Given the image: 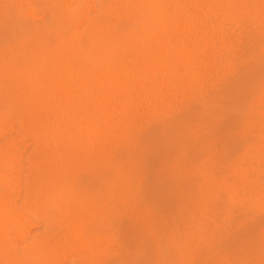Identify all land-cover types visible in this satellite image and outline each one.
<instances>
[{"label": "rangeland", "instance_id": "1", "mask_svg": "<svg viewBox=\"0 0 264 264\" xmlns=\"http://www.w3.org/2000/svg\"><path fill=\"white\" fill-rule=\"evenodd\" d=\"M127 2L0 0V60L7 56L24 63L45 45L55 52L68 35L77 42L73 34L78 23ZM119 17L125 32L142 22L129 12ZM241 18L230 22L229 40L195 34L182 35L184 43L175 35L168 38L171 43H162L165 48L156 47L149 58L171 71L163 90L169 102L141 117L126 130V138L115 140L113 161L94 151H78L74 134L64 132V179L55 180L60 186L51 181L48 192L34 194H42L41 199L28 196L33 171L29 155L36 144L24 135L30 108L7 87L13 75L0 71V128L9 132L2 146L16 142L8 157L13 164L6 168L8 188L2 191L16 219L11 218L13 227L8 229L12 239L0 242V264H264V15L255 10ZM172 45L177 52H170ZM102 51V46L93 45L82 57L107 58Z\"/></svg>", "mask_w": 264, "mask_h": 264}, {"label": "bare ground", "instance_id": "2", "mask_svg": "<svg viewBox=\"0 0 264 264\" xmlns=\"http://www.w3.org/2000/svg\"><path fill=\"white\" fill-rule=\"evenodd\" d=\"M127 1L129 2V0ZM133 1H135L136 5L131 2L130 3L127 2L128 5L123 4L122 6L110 5L108 6L109 9L108 11L105 10L104 12L100 13V15H97L86 22L78 23L74 28L75 30L73 34L74 35L73 39H77V42L72 41V39H69L68 37L69 35H68L65 41L63 42V44H58L60 46L59 48L56 49L57 51L55 52L52 51L53 48L51 50L52 52L47 47L45 48L46 46L45 45L43 48H40L37 51L35 58H30L29 56V59L24 63H21L7 56L5 60H0V71H6L10 76L13 75V80L11 81V83L8 84L7 87L10 89V91L12 90L13 94L17 95L16 98L20 102H22L23 104L24 103L27 104L26 108H30V115H27V120L29 121L28 122L29 127L25 126L27 127V129L25 132L26 134L24 133V135L25 136L28 135V137L32 136L34 141H36L35 142L36 144L34 143L35 146L32 148L33 149L32 154L30 153L29 155V163H31L33 166V171L29 176L30 180H28V182L32 183V185L30 186V192H28L29 197H33L34 199L38 198L39 195L35 197L34 194L37 195L45 191L46 186L48 187L51 181L53 182V184L54 183L57 184V182L55 181L57 178L61 177L64 179V177H62L63 173L60 174L61 169L64 168L67 162V160H65V154H64V151H66L65 145L63 143L64 132L68 131L69 133L74 134L75 144H76L75 147L78 151H83V150L86 152L90 151L92 154L94 151L98 153V157H100L101 159L105 157L108 158L112 157L111 161H113L115 155L113 156L111 155V153L114 150H118V149L113 150V147L116 145L115 140L118 141L119 137L121 135H124L127 132L126 131L127 129L131 128L133 125L138 123L141 117L143 119L144 116L152 113L154 109L160 106V103L163 102L165 100L164 98L166 97L164 95L165 93L163 92V90H165L164 88L167 87L165 81L167 79V76L165 75L168 74L170 70L168 71L167 68H163V66L162 67L157 66L158 61L156 62V60L158 59L153 60L152 58H149L150 56L149 54H152L153 51L156 50L155 49L156 47L161 46L162 43L165 44L166 42H169L167 41L168 38L174 37L175 35H181V37L182 35L184 36L186 35V37L192 35L195 36V34H197L198 36L205 35L208 37L211 35L212 36L219 35L218 37H223L226 40L227 39L229 40V37L231 36L230 26H229L231 21H233L236 18H241L242 15L246 13H253L255 10L258 12V16L264 15V0H179V1L178 0L177 1L133 0ZM101 4L103 5V3ZM80 8H82V6H80ZM125 12H129L131 17L139 18L142 21L139 22V24L136 25L132 30H128V32H125L123 19L119 17V15L121 16V14ZM56 23L58 24V21ZM69 23L65 24V26H67V28L65 29L66 32L69 30L68 28ZM71 23L73 24L75 22H71ZM54 28H56V26H54ZM70 36L72 37V35ZM184 38H183V42H184ZM174 40L175 39H173L172 42H175ZM185 40L187 41V39ZM169 43H171V41ZM232 43H234V41H232ZM182 44L181 47L184 48L185 45L182 46ZM93 45L102 46L103 47L102 54L107 55L106 56L107 58H103V57L98 58L93 56L94 58L90 59L91 61H88L87 57L85 58L82 57L84 56V53H90L89 51L93 49ZM125 45H127V47ZM173 46L174 45L170 47V50L171 49L173 50V48H175ZM187 46L188 45H186V47ZM162 47L165 48V46H161V48ZM172 50L170 51L171 53ZM176 50L177 48L173 51L177 52L178 50L177 51ZM203 50H201V54H203L202 53ZM109 52L117 53L118 54L117 56H120L119 54L123 53L124 56L112 57L110 56ZM181 52H182V48H181ZM186 52L185 54L187 55L189 52L188 53ZM72 53L73 54L75 53L76 56L74 57L71 56ZM183 53L181 55H183ZM205 53L207 55L209 54L207 53V51ZM176 54L177 53H175V55ZM201 54L199 57L202 56ZM172 55H171L172 56L171 61H173L174 58V54ZM223 55L225 56V54ZM184 57L182 58L183 64L185 60ZM199 57H197L198 59L195 60V66L196 64L197 65L199 64L197 63ZM206 59H208L207 56ZM206 59L205 61L209 62V60ZM217 60L219 62L218 58ZM180 61L181 60H179L178 62ZM176 63L175 65L177 66ZM190 63H192V61H190ZM176 66H173L174 70ZM182 67H183L182 64L179 65V68ZM192 69H195V67ZM192 69L191 71H193ZM174 70H172L173 73L175 72ZM182 70L180 69L181 73ZM198 73L200 72L198 71ZM192 78H195L196 80V77L193 76ZM171 82L172 84L175 83L172 80ZM192 83H190V85ZM168 88H170V86ZM175 89H172V91ZM200 89L202 90V88ZM181 91L183 92V90ZM203 91L205 90L203 89ZM171 93L172 92L170 91V94L167 95H172ZM12 100H14V98ZM183 100L185 101L184 98ZM66 106H69V108H66ZM15 107L17 108V106ZM18 111L20 112V110ZM159 111L162 110L159 109ZM12 112H14V110ZM17 127L19 129V126ZM137 127L136 129H139L142 127V125L139 128ZM8 137H9V132L6 129L0 128V242L3 241L9 242L10 239H12V237L10 238L11 235L8 233L9 231L8 229L13 227V221H11V218L16 219V217L14 216L15 215L14 209L10 207L9 204L6 203V198H4V194H2V191L5 192V189L8 188V183H9V175L6 172V168L8 165L13 164V162H10L9 164V160H8L10 154V148L14 146L16 143L15 141H13L10 143V146L8 145L7 147H3L2 145ZM124 137L126 138L125 135ZM112 165L121 169L120 164H112ZM77 167L80 168V166ZM11 189H13V187ZM46 192L48 191H45V193ZM60 193L63 195L62 192ZM68 193L71 192L69 191ZM64 195L66 196V194ZM7 196L9 197V194ZM46 196L49 198L48 195ZM69 196L70 194H68V197ZM69 199L71 198L69 197ZM71 201H73V199ZM45 204H48L49 206L50 202ZM72 224L74 223L72 222ZM77 230L81 231L79 229ZM108 236L111 237L112 235L110 234ZM82 239L84 241V238ZM13 242L14 241H12L11 243ZM85 249L83 250L85 251ZM72 251L73 250H71V252ZM61 254L63 255V253ZM2 256L3 255H1V257ZM83 257L80 258V260L81 259L84 260L85 258ZM63 259H65V257ZM44 262L45 260L43 261V263ZM87 263L89 262H86V264ZM97 263L99 264V262Z\"/></svg>", "mask_w": 264, "mask_h": 264}]
</instances>
